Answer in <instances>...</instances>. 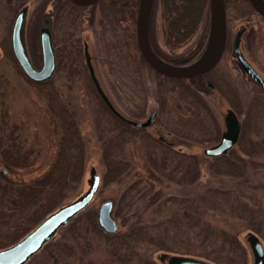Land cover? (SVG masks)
<instances>
[{
  "label": "rangeland",
  "instance_id": "rangeland-1",
  "mask_svg": "<svg viewBox=\"0 0 264 264\" xmlns=\"http://www.w3.org/2000/svg\"><path fill=\"white\" fill-rule=\"evenodd\" d=\"M25 5L24 39L36 68L42 65L40 28L45 11L53 6L49 0H0V186L12 190L37 187L36 181L49 173L61 142L60 149H66L68 121L75 128L72 152L78 151L74 153V146L80 138L84 161L79 181V175L72 176L71 185L52 208L88 188L91 166L101 175L87 207L56 232L49 247L25 264H167L159 258L162 251L217 264H236L238 255L244 264L250 248L247 232L258 233L264 242V89L238 67L232 43L237 30L244 27V55L264 77V16L250 8L248 0H225L231 45L207 76L217 88V97L203 95L198 85H190L192 94L211 103L207 108L141 58L133 37L138 0H98L78 12L69 4L60 8L52 17L56 68L39 85L8 56L5 46L10 43L16 14ZM204 20L188 40L169 45L163 6L155 0L150 24L154 44L169 58L195 56L204 39ZM77 38L82 40L81 51L75 44ZM84 43L113 104L140 121L156 110L152 125L120 130L122 125L101 105L87 77ZM53 94L59 107L53 105ZM228 107L236 109L242 131L227 160H220L205 155L203 149L219 141ZM173 140L178 142L171 150L167 147ZM181 152L189 155L181 156ZM106 156L125 161V169L112 174ZM108 199L113 201L117 234L145 224L154 241L111 248L102 236L105 230L98 223L101 231H93L88 216L92 212L97 218L100 204ZM44 208L34 203L24 211L0 197V248L28 233L47 215ZM54 243L69 246L73 253H60Z\"/></svg>",
  "mask_w": 264,
  "mask_h": 264
},
{
  "label": "water",
  "instance_id": "water-1",
  "mask_svg": "<svg viewBox=\"0 0 264 264\" xmlns=\"http://www.w3.org/2000/svg\"><path fill=\"white\" fill-rule=\"evenodd\" d=\"M72 1L87 5L95 3L98 0ZM154 2L155 0H138L136 17L137 44L140 53L148 64L155 70L174 77L194 76L214 67L222 57L227 41L225 0H209V30L205 46L196 58L186 63H174L161 57L153 49L150 42L149 29ZM249 2L258 13L264 16V0H249ZM26 12L27 6L25 5L16 14L11 28V48L24 73L34 81H44L52 76L56 68L50 21L49 19L44 20L40 28L42 65L36 68L31 61L24 39ZM244 29L242 27L237 30L235 36L236 62L245 74L264 89V77L247 59L241 48V38ZM84 53L89 75L108 109L117 117L135 126L145 127L153 124L157 114L156 110H153L147 119L140 121L129 119L116 108L99 81L87 43L84 46ZM223 122L224 130L221 133L219 141L205 147L203 149L205 155L220 156L227 154L238 142L242 131V123L237 112L232 107H228L223 113ZM2 170L7 172V168L5 167H2ZM89 172L90 177L87 180L89 186L83 193L52 210L28 233L13 244L0 248V264H25L62 226H65L76 214L87 207L92 201L101 181V175L95 166H91ZM112 208L113 201L111 199L103 201L98 208V223L108 233H113L118 228L117 222L111 214ZM246 236L253 252V264H264V247L259 236L253 231H248ZM159 258L167 264H214L198 256L170 253L167 251H162L159 254Z\"/></svg>",
  "mask_w": 264,
  "mask_h": 264
},
{
  "label": "trees",
  "instance_id": "trees-1",
  "mask_svg": "<svg viewBox=\"0 0 264 264\" xmlns=\"http://www.w3.org/2000/svg\"><path fill=\"white\" fill-rule=\"evenodd\" d=\"M109 2H113V0H109ZM136 4H137V1H136ZM161 4L163 6V15L165 17V27H164V35L166 37L165 41L169 45H178L188 40L197 30L198 25L201 22V20L205 19L204 20L205 26L203 29L204 39H203V42L199 44L201 45V47H200V50L196 53L197 55L203 49L205 41H206L205 38L208 36L209 0H161ZM251 7L252 5L250 6V8ZM133 37L135 41V46L138 48V44L135 39L134 33H133ZM81 43H82V40L80 38H77L75 44L77 46V49L80 47V51L82 50ZM5 46H6V51H7L8 56L11 57L15 61L16 59H15V56H13L14 54L12 52L10 43L7 42ZM141 58L145 61L142 55H141ZM18 66H20L19 63H18ZM86 68L87 66L85 64V69ZM156 72L158 74H161L158 71ZM87 77L89 78L90 83L92 82L93 84V81L90 75L87 74ZM164 77L171 79L180 88H184L185 91L193 95L196 102L202 103L207 108H210L209 104L211 103H208L206 100L203 103V99L200 98L199 95H197L196 93L195 95L192 94V92H194V89L191 88L190 85L192 84H194V86L197 85L196 84L197 81L194 80V78H192L191 80L189 79V81L186 82L188 79H182L179 77L172 78L167 75H164ZM46 82L47 80L42 81V82H36V83H38L39 85H43ZM94 90L97 93L96 95L98 96L99 101L101 102V105L107 108V106L104 104L103 100L101 99L100 95L98 94L96 88ZM54 95L55 94H53V99H52L53 105H56L57 107H59L60 103L56 101ZM212 97L214 98L217 96L213 95ZM60 110H61L60 111L61 113H64L62 111V108ZM110 114H112L113 117L116 118L117 121L122 125V128H120V130L130 129L127 125H125V122L123 120L117 118L112 112H110ZM67 116L70 119L68 114ZM65 129L68 134L65 135L64 140L67 142L63 144H65L64 147H66L65 150H67L68 153L63 149H60V147L62 146V142H61L60 146L58 147L57 156L54 162L51 164L49 173L46 174L44 177H42V179H38L36 181V183L38 182V186L31 188V189H26V187L24 186L20 189L14 188V190L8 188L6 185H4V187L0 186V197L1 198H7V202H9V204L19 206L20 209H23L24 211L29 209L30 204H34V203L36 207H39V208L41 206L45 207L43 210L45 211V213L47 212V214L55 209L52 207L55 204H57V202L62 198L63 190L67 189L71 185L72 176L76 177L79 175L78 176V181H79L81 174H78V173L80 172V169L82 168L83 161H84L83 159L84 144L81 142L80 138L77 141V144H75L74 146V153L76 151V148L78 149V151H76L75 155L72 152L73 150L72 142L74 139L73 133L75 130L74 125L68 121V125L65 127ZM70 137H72V140L68 141ZM68 142H71V143L67 144ZM170 147L171 146H168L167 148H170ZM170 149L172 150V148ZM180 154H182L181 156L189 155L186 152H181ZM227 154H222L221 156L216 157V158L220 160H227L226 159ZM193 155H190V157ZM228 162L232 166H236L235 162L232 163L229 160ZM107 164L109 166V169L113 170V172L111 171L110 172L112 174L114 173V175L118 174L123 169H125L127 165L125 161L121 159H116L113 157H107ZM105 176L109 177L108 174H105ZM88 216H89L90 223H92L91 225L92 230L93 231L96 230V232L101 231L99 230V225H98L97 218L95 217V213L90 212L88 213ZM74 222L75 220L71 222V225L74 224ZM67 224L62 227L63 228L66 227ZM14 226L16 227V225ZM149 229L150 228L146 226L145 224H136L123 234L122 233L117 234L116 232L115 233L114 232L113 233L103 232L102 236L104 237L105 240L108 241L109 245H111V248L113 249H119L121 247L126 248V247L131 246L136 241L146 240V239L154 241V238H153L154 236L153 234L151 235V230ZM50 240L47 241L41 249H45L46 247H49V245L52 243L50 242ZM54 247L55 249H58L60 253H65L66 255L67 254L71 255L73 253L72 248H70L69 246H64L58 243H54Z\"/></svg>",
  "mask_w": 264,
  "mask_h": 264
},
{
  "label": "flooded vegetation",
  "instance_id": "flooded-vegetation-1",
  "mask_svg": "<svg viewBox=\"0 0 264 264\" xmlns=\"http://www.w3.org/2000/svg\"><path fill=\"white\" fill-rule=\"evenodd\" d=\"M48 1V0H47ZM52 4H53V6H52V8L50 9V10H46L45 11V14H44V20H46V19H49V21H50V28H51V34H52V32H53V28H52V22H53V20H52V17H53V15L60 9V8H63V6H65V4H69L70 5V7H71V10L74 12H78V10L82 7V6H86V5H82V4H78V3H75L74 1H72V0H49ZM96 3V2H95ZM92 4H94V3H92ZM87 5H90V4H87ZM68 14H70V10H69V13ZM72 19H73V23L75 22L74 21V18L72 17ZM44 20H43V22H44ZM150 24H151V21H150ZM228 33H229V31H228ZM149 35H150V42H151V44H152V47H153V49L161 56V57H164L165 59H167V60H170V61H172V62H174V63H186V62H188V61H191V60H193L194 58H193V56L192 55H189V56H186L185 58H182V59H176V58H169V57H166L161 51H159V49L156 47V45L154 44V41H153V37H152V35H151V25H150V29H149ZM235 36H236V33H235ZM235 36H234V39H233V52H234V55H235V47H234V41H235ZM242 38H243V36H242ZM207 39V37L205 38V40ZM242 40V39H241ZM53 41V40H52ZM205 43H206V41H205ZM227 45H231V43L228 41V37H227V43H226V46ZM84 46H85V43H84ZM204 46H205V44H204ZM227 47H225V49H226ZM1 49V48H0ZM225 49H224V52H225ZM243 50V49H242ZM221 60V59H220ZM235 61H236V57H235ZM219 63V62H218ZM218 63L214 66V67H212L211 69H209V70H206V71H203V72H201V73H199V74H197V75H194V76H188V77H182V79H188V81H189V79L191 80L192 78H194V80H196L197 82H196V84L199 86V88H198V90H200L201 91V93L204 95L205 93H209V94H215V90L217 89L216 87H215V84L213 83V82H211L209 79H207V76H208V74L210 73V72H212L214 69H215V67L218 65ZM207 99V98H206ZM205 99V100H206ZM207 101V100H206ZM209 107H210V104H209ZM236 110V109H235ZM124 114V113H123ZM124 115H126V114H124ZM128 115H126V117H127ZM128 118L129 119H132L131 117H129L128 116ZM156 118V117H155ZM134 120H136V119H134ZM124 122H125V125H127L130 129H133V130H137V129H139V128H145V127H143V126H135V125H133V124H131V123H129L128 121H126V120H123ZM154 121H155V119H154ZM160 139V141H162V142H165V140H164V138L162 137H160L159 138ZM177 140H173V141H169V143H168V146H172V145H175V144H177ZM19 148H21L22 149V144H20L19 146H18ZM17 147V148H18ZM34 149V148H33ZM254 232V231H253ZM258 236H259V234L258 233H256ZM247 237V236H246ZM259 238H260V236H259ZM236 240V239H235ZM260 240H261V242H262V245H263V247H264V242H263V240L260 238ZM248 244H249V242H248ZM247 247H245V248H248V245H246ZM249 246H250V244H249ZM246 250V249H245ZM234 255H236V254H234ZM238 256V255H237ZM236 256V264H240V259H239V257H237ZM245 256H246V261H244V264H253V260H254V256H253V252H252V249H251V247L250 248H248V250H247V252H245ZM199 257V256H198ZM231 257H233L234 258V256H231ZM233 258H232V260H233ZM250 260H251V263H250ZM210 261V260H209ZM210 262H212V263H214V264H217V263H215V262H213V261H210Z\"/></svg>",
  "mask_w": 264,
  "mask_h": 264
},
{
  "label": "bare ground",
  "instance_id": "bare-ground-1",
  "mask_svg": "<svg viewBox=\"0 0 264 264\" xmlns=\"http://www.w3.org/2000/svg\"><path fill=\"white\" fill-rule=\"evenodd\" d=\"M172 78H174V77H172Z\"/></svg>",
  "mask_w": 264,
  "mask_h": 264
}]
</instances>
